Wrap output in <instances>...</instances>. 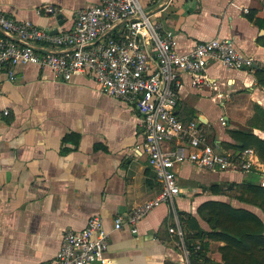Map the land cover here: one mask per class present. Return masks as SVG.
<instances>
[{
  "label": "crops",
  "instance_id": "0c3cea01",
  "mask_svg": "<svg viewBox=\"0 0 264 264\" xmlns=\"http://www.w3.org/2000/svg\"><path fill=\"white\" fill-rule=\"evenodd\" d=\"M97 1L0 0V11L55 33L71 28L75 12ZM142 4L174 35L178 51L222 39L254 61L252 68L244 69L211 62L203 83L196 86L182 74L178 118L197 123L207 143L225 155L240 151L230 148L235 145L230 131L249 129L264 140V125L252 127L258 123L253 122L256 108L264 112V89L254 76L264 68V0ZM46 6L58 9V14H45ZM121 32L122 24L112 30ZM138 124L133 106L102 94L85 76L64 82L35 65L18 66L11 76L7 71L0 74V264H52L62 234L84 228L93 215L101 216L108 233L107 264L221 263L224 243L207 236L202 242L191 238L193 231L187 230L183 216L194 218L203 232H213L208 214L200 213L209 202L248 211L264 224V212L252 195L238 188L253 176L259 184L257 173L212 171L191 163L176 168L180 195L130 224V214L161 188L146 155L136 150ZM117 217L123 222L119 230L114 229ZM169 228L181 229L189 255Z\"/></svg>",
  "mask_w": 264,
  "mask_h": 264
},
{
  "label": "built area",
  "instance_id": "2783aa9c",
  "mask_svg": "<svg viewBox=\"0 0 264 264\" xmlns=\"http://www.w3.org/2000/svg\"><path fill=\"white\" fill-rule=\"evenodd\" d=\"M47 15L58 9L46 6ZM122 24L125 33H112ZM0 74L11 76L18 66L48 68L56 79L74 76L93 80L102 94L133 106L139 116L136 150L145 154L161 185L159 194L138 206L130 224L155 207L172 203L181 193L176 168L191 163L207 170L255 172L264 188V165L252 149L225 155L210 146L200 126L183 123L175 112L182 74L201 85L205 68L218 62L230 69L252 68L254 61L229 40L212 39L178 51L171 32L144 10L142 0H98L75 12L69 29L52 33L30 21H17L0 11ZM114 220V229L122 227ZM183 246L181 229L169 228ZM108 233L100 215L89 218L80 230H67L60 239L52 264H107Z\"/></svg>",
  "mask_w": 264,
  "mask_h": 264
},
{
  "label": "trees",
  "instance_id": "16d2710c",
  "mask_svg": "<svg viewBox=\"0 0 264 264\" xmlns=\"http://www.w3.org/2000/svg\"><path fill=\"white\" fill-rule=\"evenodd\" d=\"M254 76L257 84L264 89V68L255 70ZM256 112L258 117L255 116L253 122L258 123H252V127L257 124L264 125V112L257 108ZM228 133L235 141V145L230 146V148L234 150L253 149L264 164L263 139H259L249 129H239ZM74 142L76 143L77 140ZM256 181L257 179L254 177V179L240 184L238 188L242 189V193H250L254 198V203L264 212V188L256 184ZM216 187L213 186V190ZM203 211L208 214L206 221L214 225L213 232H203L194 218L183 214L185 224L188 231H193L191 238L202 242L203 238L207 236L224 243V246L219 249L221 263L218 264H264V224L257 216L219 202H209L202 205L200 213ZM187 242V247L191 249L190 241L187 240ZM204 262L206 261L204 260Z\"/></svg>",
  "mask_w": 264,
  "mask_h": 264
},
{
  "label": "water",
  "instance_id": "95a60500",
  "mask_svg": "<svg viewBox=\"0 0 264 264\" xmlns=\"http://www.w3.org/2000/svg\"><path fill=\"white\" fill-rule=\"evenodd\" d=\"M192 264H202V263L199 262V261L193 260V261H192Z\"/></svg>",
  "mask_w": 264,
  "mask_h": 264
},
{
  "label": "rangeland",
  "instance_id": "374dc122",
  "mask_svg": "<svg viewBox=\"0 0 264 264\" xmlns=\"http://www.w3.org/2000/svg\"><path fill=\"white\" fill-rule=\"evenodd\" d=\"M255 176H253V178H254Z\"/></svg>",
  "mask_w": 264,
  "mask_h": 264
}]
</instances>
